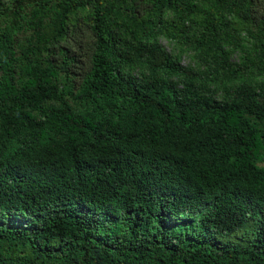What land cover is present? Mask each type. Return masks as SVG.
<instances>
[{
	"label": "trees",
	"instance_id": "obj_1",
	"mask_svg": "<svg viewBox=\"0 0 264 264\" xmlns=\"http://www.w3.org/2000/svg\"><path fill=\"white\" fill-rule=\"evenodd\" d=\"M0 264H264V0H0Z\"/></svg>",
	"mask_w": 264,
	"mask_h": 264
},
{
	"label": "rangeland",
	"instance_id": "obj_2",
	"mask_svg": "<svg viewBox=\"0 0 264 264\" xmlns=\"http://www.w3.org/2000/svg\"><path fill=\"white\" fill-rule=\"evenodd\" d=\"M161 42L163 43V45H165L167 49H170V46L167 44V42L164 39H162ZM183 62L186 63V59H183Z\"/></svg>",
	"mask_w": 264,
	"mask_h": 264
}]
</instances>
